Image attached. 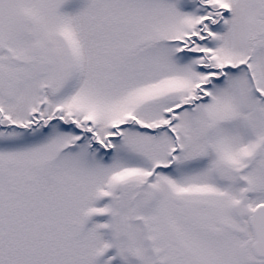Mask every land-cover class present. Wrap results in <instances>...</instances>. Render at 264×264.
I'll list each match as a JSON object with an SVG mask.
<instances>
[{
    "label": "snow or ice",
    "instance_id": "1",
    "mask_svg": "<svg viewBox=\"0 0 264 264\" xmlns=\"http://www.w3.org/2000/svg\"><path fill=\"white\" fill-rule=\"evenodd\" d=\"M0 264H264V0H0Z\"/></svg>",
    "mask_w": 264,
    "mask_h": 264
}]
</instances>
